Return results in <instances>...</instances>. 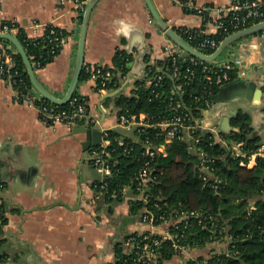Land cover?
<instances>
[{
    "label": "crops",
    "instance_id": "0c3cea01",
    "mask_svg": "<svg viewBox=\"0 0 264 264\" xmlns=\"http://www.w3.org/2000/svg\"><path fill=\"white\" fill-rule=\"evenodd\" d=\"M152 1L173 29L201 28L206 33L216 30L214 11H208L202 18L193 9L172 0ZM187 1L212 7L230 2ZM0 19L26 25L36 19L53 22L65 30L66 38L59 52L36 70L47 90L63 96L74 71L81 25V16L72 3L0 0ZM168 38L144 0H98L88 21L84 65L112 66L114 52L121 48L130 53L132 66L116 89L98 91L93 79H79L76 91L85 98L89 115L73 123H44L38 109L17 102L12 87L0 77V201L4 202L5 216L0 227V253L5 259L0 264H103L114 259L113 246L118 240L129 232L146 229L139 217L131 213L127 200L108 203L96 198L92 183L102 176L90 154L99 143L83 149L85 134L72 129L85 126L93 133L99 130L101 139H108L106 131L112 128L129 135L131 132L118 122L114 97L129 94L147 61L165 55L163 46ZM234 58L240 59L233 67L236 73L262 87L260 103L230 95L222 109L212 112L217 104L214 97L212 106L205 110L209 113H203L202 124L214 127L216 139L224 143L216 130L221 115L230 114L232 118L239 110L245 111L252 134L260 139L258 148L264 153V30L236 40L216 61L232 63ZM107 93L110 95L104 96ZM255 163L256 157L252 156L246 167ZM206 251L198 248L192 254L202 256ZM163 264L184 263L173 256Z\"/></svg>",
    "mask_w": 264,
    "mask_h": 264
},
{
    "label": "trees",
    "instance_id": "16d2710c",
    "mask_svg": "<svg viewBox=\"0 0 264 264\" xmlns=\"http://www.w3.org/2000/svg\"><path fill=\"white\" fill-rule=\"evenodd\" d=\"M251 23L249 21L247 25ZM197 29L188 28V31ZM182 35L185 37L186 34ZM206 36L222 39V34L218 32H201L192 44L195 45ZM16 37L31 63L39 58L40 53L45 54L47 43L44 36L30 38L21 29ZM60 48L61 46L56 54ZM13 57L19 71V88L34 92L21 55L16 51ZM53 57H48L43 65ZM131 59L126 50L116 49L112 66H109L113 77L107 89L120 86L121 76L129 72L128 63ZM214 62L217 61L209 64ZM84 66L80 79L89 77ZM207 73L209 72L201 64H193L181 56H177L174 63L167 55L152 62L147 61L142 76L134 80L130 93H119L114 97L118 114L142 112L149 117L151 123H155L162 115L170 112L169 102L173 96L181 101L183 110L190 114V121L199 122L205 108L204 99L213 101L220 87L206 78ZM228 73L229 80L237 75L234 68L229 69ZM157 75H161L159 80ZM73 95L79 100L83 97L76 90ZM35 102L40 105L51 104L43 97L35 99ZM56 109L71 110L72 107L66 102L57 105ZM231 124L238 130L232 131L229 139L221 132L225 143L218 141L214 132L201 127L193 129L188 137L175 138L165 143L167 155L157 154L153 158L154 177L146 186L145 192L149 204H159L160 208L153 207L157 213L164 211L173 215L180 210H197L201 213V223L190 218V225L185 228V242L204 246L219 240L225 241L228 249L207 258L209 264H264V155L257 156L256 163L250 168L240 164V160L246 157L231 154L233 142L242 141L241 149L250 153L260 146V139L252 134L249 116L245 111L239 110L231 118ZM157 132V126H146L141 131L133 130L129 135L118 128L106 131L105 137L109 139L106 148L111 151L109 158L115 165L111 174L103 180L105 189H119L122 185L134 184V176L143 157L145 140L149 139L151 145L164 142L163 135ZM193 138H198V141L195 142ZM200 150L207 155L205 164L209 174L200 168ZM106 194L107 191L103 190L101 198L105 202L123 200L117 196L108 197ZM251 203L253 207H250ZM129 204L131 213L138 216L143 203ZM108 209L111 210L112 207L108 205ZM4 221V202L0 201V227ZM117 243L113 246L115 257H127L129 254L123 253ZM174 253L169 242L164 241L159 247V264L173 257ZM4 259V254L0 253V262Z\"/></svg>",
    "mask_w": 264,
    "mask_h": 264
},
{
    "label": "built area",
    "instance_id": "2783aa9c",
    "mask_svg": "<svg viewBox=\"0 0 264 264\" xmlns=\"http://www.w3.org/2000/svg\"><path fill=\"white\" fill-rule=\"evenodd\" d=\"M173 2L193 9L196 13L203 17L206 16L208 11L215 12L214 24L216 27L215 32L222 34V39L233 31L241 29L247 26L249 21L252 23L264 20V0H230V2L221 7H212L210 5H192L187 0H172ZM58 4L65 2H71L75 12L82 16L84 8L88 0H57ZM251 23V24H252ZM26 32L30 38H36L44 36L46 40L47 49L45 54L40 53L39 58L34 60L32 66L36 71L43 66V62L48 57L54 56L58 47H60L65 38L66 32L63 28L57 26L53 22L43 23L36 19H31L29 23L22 24L16 20L0 19V33H10L16 36L20 30ZM175 31L182 36L188 43L194 46L196 49L204 52L211 53L219 44L222 39H217L212 36H206L203 39L192 44V41L196 36L204 32L201 28L191 32L187 27H178ZM206 33V32H204ZM182 34H186L185 37ZM16 52L13 44L5 39L0 38V77L8 83L13 89L14 99L17 102L25 103L27 105L34 106L38 109L40 119L46 124H54L57 122L73 123L81 117H88V109L85 102V98L80 100L76 96H72L67 103L72 107L71 110L61 109L57 110V104L51 102L50 105L36 104L35 99L42 97L36 90L34 92L23 91L19 88L20 78L19 71L15 65L13 53ZM163 52L165 55L170 56L173 63L177 56H181L184 59H188L193 64H201L204 70L209 73L206 74V78L216 85H222L229 81L228 70L232 69L235 65L240 63L239 58H234L233 62H214L209 64V61H204L198 57H195L188 53L186 50L178 46L170 38L167 39L163 46ZM85 71L89 74V78L93 79L98 91L107 89L108 83L113 77V71L103 65L86 64L84 66ZM126 76L122 75L124 79ZM161 75H157L159 80ZM207 92H210L207 91ZM44 98V97H43ZM205 110H208L213 101L204 99ZM169 113L162 115V117L155 123H151L149 117L144 113H121L118 115V122L128 132L133 130L141 131L146 126H157L158 134L163 135L164 142L158 145H151L149 139L144 142V150L142 151L143 157L134 176V184L122 185L119 189H105V182H103L106 176H109L112 172L115 162H112L110 157V150L106 148L109 143L108 139H101L99 145L91 150L90 158L93 165L99 169L102 178L95 180L92 183V187L96 192V198L103 196V190L107 191L108 197H120L123 200H127L129 203L142 202L143 205L138 214L139 220L146 226V229L136 231L135 233L129 232L120 240L117 245L122 249V252L129 254L127 257H114L110 261H106L103 264H159V247L164 241H168L170 247L175 252L173 256L180 257L184 264H209L207 258L211 255L227 251V243L225 241L214 240L209 243L215 242L221 244L216 250H209L205 255L195 256L192 251L203 246L190 244L185 242V228L190 225V218L197 219L198 223H201L199 218L201 213L197 210H180L172 214H166V212H155L154 208H160L157 202H148V196L145 192L146 186L153 179V158L157 154L163 156L167 155L165 143L177 138H185L190 136L189 133L197 128H205L209 131L216 132L212 126H204L202 119L199 122H191V116L182 108L180 100L170 97ZM216 134V133H215ZM195 142L198 138H193ZM224 141V139H221ZM219 141V140H218ZM225 143V141H224ZM242 141H236L231 147V154L233 156H242L240 164L249 166L250 158L252 156L264 155L263 151L257 148L255 151L247 153L242 150ZM200 160V168L209 174L208 166L205 164L207 155L203 150L198 152ZM207 174H205L207 176ZM205 175L203 177H205ZM154 207V208H153ZM253 207V206H250ZM207 245V244H206ZM205 246V245H204ZM222 247V248H221ZM221 248V249H220ZM163 264V263H162Z\"/></svg>",
    "mask_w": 264,
    "mask_h": 264
},
{
    "label": "water",
    "instance_id": "95a60500",
    "mask_svg": "<svg viewBox=\"0 0 264 264\" xmlns=\"http://www.w3.org/2000/svg\"><path fill=\"white\" fill-rule=\"evenodd\" d=\"M97 1L98 0H88L84 8V11L82 13L74 71L70 83L68 85V88L63 96L54 95L42 85L19 39L10 33H0V38H5L9 40L15 47L16 51L21 55L25 69L29 77V81L33 86V88L42 97H44L45 99L49 100L54 104L62 105L66 103L73 96L76 90L78 81L80 79V73L84 66V46H85L88 21L91 10ZM144 2L148 7L153 18L156 20V22L160 25V27L163 29V31L172 41H174L178 46L186 50L191 55L198 57L204 61H209V62L216 61L217 58L226 49V47L232 44L233 42H235L236 40L257 33L261 30H264V20L254 22L241 29L233 31L227 36H225L211 53H204L196 49L190 43H188L182 36H180L175 31V29H173L170 25H168L165 19L157 11L152 0H144ZM128 66L129 68H131L132 62L131 63L129 62ZM262 93H263L262 87L257 86L256 82L248 80L247 78L243 77L241 73H239L233 79L220 85L219 90L214 95L217 104L215 105V107H213L212 112H216L217 110L222 109V107H224V103H227V101L229 100L230 95L234 96L235 98H243L244 100L249 102L251 101L254 102V100H258V102L260 103ZM107 95H110V93H107L104 96ZM205 113L208 114L209 111H205ZM221 118L222 119L221 122L219 123V127H217L216 130L220 133L221 132L224 133L226 138L229 139L231 131L238 130V128L233 127L231 125L230 114H222ZM72 130L75 133L81 132L85 134V138L84 140H82V147L85 150L89 149L92 145H97L101 140V131L99 130H96L93 133L89 127H85V126H74ZM93 135H96L97 137ZM92 137L95 138H93L92 140Z\"/></svg>",
    "mask_w": 264,
    "mask_h": 264
},
{
    "label": "rangeland",
    "instance_id": "374dc122",
    "mask_svg": "<svg viewBox=\"0 0 264 264\" xmlns=\"http://www.w3.org/2000/svg\"><path fill=\"white\" fill-rule=\"evenodd\" d=\"M203 119V118H202ZM221 244L215 242L214 244L208 243L207 245L201 247V248H205V250L209 251V250H216ZM206 251V252H207ZM194 255V254H193Z\"/></svg>",
    "mask_w": 264,
    "mask_h": 264
}]
</instances>
